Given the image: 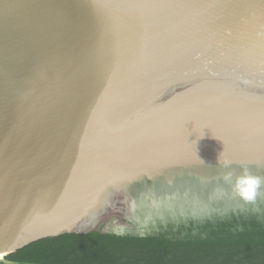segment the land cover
Masks as SVG:
<instances>
[{
  "label": "water",
  "instance_id": "obj_1",
  "mask_svg": "<svg viewBox=\"0 0 264 264\" xmlns=\"http://www.w3.org/2000/svg\"><path fill=\"white\" fill-rule=\"evenodd\" d=\"M256 69L264 73V0H0V256L87 230L176 167L161 153L172 142L135 110L144 95L171 86L181 103L194 87L198 106L238 100L206 88L228 74L264 82ZM204 112L220 121L202 127L228 130L221 155L232 148L235 165L231 136L246 124ZM247 134L244 167L255 170L264 128ZM215 154L203 152L199 169Z\"/></svg>",
  "mask_w": 264,
  "mask_h": 264
},
{
  "label": "trees",
  "instance_id": "obj_2",
  "mask_svg": "<svg viewBox=\"0 0 264 264\" xmlns=\"http://www.w3.org/2000/svg\"><path fill=\"white\" fill-rule=\"evenodd\" d=\"M141 217L109 215L4 255L0 264H264V195L250 204L210 193L201 205L166 215L146 207Z\"/></svg>",
  "mask_w": 264,
  "mask_h": 264
},
{
  "label": "bare ground",
  "instance_id": "obj_3",
  "mask_svg": "<svg viewBox=\"0 0 264 264\" xmlns=\"http://www.w3.org/2000/svg\"><path fill=\"white\" fill-rule=\"evenodd\" d=\"M248 70L249 69L246 68L245 72H248ZM256 71L257 73L255 75L260 76L259 78L264 77V73L262 72V70L256 69ZM248 74H251V77L253 76V73ZM228 75L229 80H227V85L213 83L208 86L206 90L208 92L217 90L216 92H219L221 94L222 92L226 91L225 95L227 94V98H230L231 96L237 94V97L240 96L241 99H226V101L223 102L222 98H211L207 103H204L205 105L198 106L199 104L197 105L194 102V100L196 99L194 98V94L195 92L197 94L196 90L198 89L193 87V89L190 88L185 90V92L187 91V93H190V96L186 97L183 102L178 103L175 97H171L173 88L170 86L165 88L162 92H158L160 93L158 97L144 95L141 101H136L137 103L135 104V106H137V109L135 110L138 112H143L147 114L148 117H150L147 118L148 121H146V123L155 124L164 131L160 135L157 134L156 138L158 137L159 140H162L163 138L162 141L169 138L167 141L172 142L168 148L164 147L165 149L161 151V153L164 154L162 156V159L168 160L170 158L169 160L175 163L173 165L178 167V169L180 167L186 168L189 165L195 167V169H199L198 165L199 162H201V154L211 148H214L215 144L217 143L216 141L218 135L220 133H223L224 131H228L224 129L215 130V128L213 127H209L208 130L202 127L207 126L208 124H216L215 120L216 117H218L211 115V117L215 118L212 120H208L207 114H205V112L201 114L202 110L206 108L209 114L221 113L220 116H222L223 118L229 117L226 115L227 113L224 112L232 113V115L230 116L232 119L241 120L244 124H246V128H240V136L231 137L235 141L239 142L238 146H242V149L246 147L245 151H249V149H251L252 146L249 143L247 131L256 128H264V82L261 81V83H258L262 85L255 84L253 86L251 84L252 82H250V79L249 81L247 79H245L247 81L243 79V84H240V82L238 83V81L235 80L234 75ZM246 75L247 74H244V77ZM251 77L246 76V78ZM235 87H238V89H235ZM233 89H235L236 91H233ZM202 92H204V90ZM187 109H189L190 112H192V114L194 115L193 119H186V117L191 118L190 115H182V112H185ZM219 121L220 118L217 122L219 123ZM228 121L229 120H227L226 122ZM157 123L162 124L159 125ZM170 130H172L174 133ZM207 132H209L210 135L209 139ZM224 135L226 136L227 134H223V136ZM153 140L154 139H149L148 141L152 143ZM148 145L150 146V144ZM161 148L162 147H160V149ZM232 150L233 149L230 148V150L225 153L227 159L232 160L235 157H238ZM236 151L237 153H239L238 150ZM158 152L160 153V150H157L156 153ZM217 153L218 156H220L223 153L222 149H220V151ZM145 169L147 170V175L153 173L152 167H146Z\"/></svg>",
  "mask_w": 264,
  "mask_h": 264
},
{
  "label": "flooded vegetation",
  "instance_id": "obj_4",
  "mask_svg": "<svg viewBox=\"0 0 264 264\" xmlns=\"http://www.w3.org/2000/svg\"><path fill=\"white\" fill-rule=\"evenodd\" d=\"M230 141H232L231 138H218L216 146H214L216 156L213 155L216 159L212 158L211 161L204 160L206 159L204 158L202 161L203 166L200 169L189 172L187 170L180 171L176 167H168L165 170L164 177L157 176L155 178L156 184L154 187L146 186L141 192L133 193L129 201V204L133 205L128 207L133 219L142 222L141 211L146 207L151 210V214L162 213L166 215L180 209H189L195 205H201L210 193L214 195H235L234 184L244 174L245 170L253 175L264 177V168H261V165H264V152H256L254 161L256 160L262 164L255 167V170L244 167L246 165L243 162L244 160L253 159V155L245 151L246 147L244 149H242V146L237 147L239 154L242 156V161H237L235 165L228 163L223 155L218 156L217 152L227 143H231ZM252 161L249 160V162ZM228 173H231L230 181L224 179ZM259 194L264 195V185L261 186Z\"/></svg>",
  "mask_w": 264,
  "mask_h": 264
},
{
  "label": "clouds",
  "instance_id": "obj_5",
  "mask_svg": "<svg viewBox=\"0 0 264 264\" xmlns=\"http://www.w3.org/2000/svg\"><path fill=\"white\" fill-rule=\"evenodd\" d=\"M224 179L230 181L231 173L226 174ZM262 185H264V177L253 175L245 170L244 174L236 180L234 192L245 203L251 204L257 200Z\"/></svg>",
  "mask_w": 264,
  "mask_h": 264
},
{
  "label": "rangeland",
  "instance_id": "obj_6",
  "mask_svg": "<svg viewBox=\"0 0 264 264\" xmlns=\"http://www.w3.org/2000/svg\"><path fill=\"white\" fill-rule=\"evenodd\" d=\"M130 207H132L133 204H129ZM129 208H116L111 214L109 215H115V216H118V217H126V218H129V219H133V215L131 214L130 210H128ZM2 256H0V260H2Z\"/></svg>",
  "mask_w": 264,
  "mask_h": 264
}]
</instances>
